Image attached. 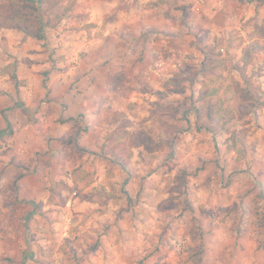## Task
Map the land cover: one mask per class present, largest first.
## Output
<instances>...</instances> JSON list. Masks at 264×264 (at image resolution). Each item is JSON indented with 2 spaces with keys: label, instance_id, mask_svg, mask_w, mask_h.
Wrapping results in <instances>:
<instances>
[{
  "label": "rangeland",
  "instance_id": "obj_1",
  "mask_svg": "<svg viewBox=\"0 0 264 264\" xmlns=\"http://www.w3.org/2000/svg\"><path fill=\"white\" fill-rule=\"evenodd\" d=\"M73 1L105 14H78L85 44L51 48L30 126L0 135V264H37L40 248L50 264H264V0ZM64 6H44L48 27ZM55 70L66 93L89 91L86 110L63 118ZM222 103L239 115L219 128Z\"/></svg>",
  "mask_w": 264,
  "mask_h": 264
},
{
  "label": "crops",
  "instance_id": "obj_2",
  "mask_svg": "<svg viewBox=\"0 0 264 264\" xmlns=\"http://www.w3.org/2000/svg\"><path fill=\"white\" fill-rule=\"evenodd\" d=\"M104 2L109 4L107 0H104ZM78 8V6H75L74 13L69 11L70 15L64 19L67 24L59 25L53 29L47 27L45 30L46 40L34 39L15 28H0V102L8 106V110L5 112L6 122L3 123L0 120V135H4L5 132L9 131L7 123H9L11 130L19 125H22L21 128L18 127L20 130L30 126L28 109L31 110L37 106L36 103L31 102L32 98L41 99L45 96L46 88L50 89V83L47 85L48 79L45 81L46 87L43 86V79L46 78L43 74L50 69L52 64L50 58L51 48L58 54H69L75 45L81 46L85 44L84 31L81 28L80 20H77L78 14H81L80 12H90L87 13V22L94 23L99 22L105 14L94 13L90 8ZM53 58L56 59L54 55ZM11 65L15 69L14 73L17 79L23 81L17 87L15 86V79L11 77L8 70ZM50 75L53 76L52 79L62 77V81H64L63 91L57 93L52 88L50 92V96L55 99L63 97L62 101L67 103L63 118H69L87 109L84 97L89 91H83L75 95L74 93H66V86L68 87L70 84V78H67V73L55 70ZM18 97L21 100L20 102H17ZM39 112H45L44 104L39 108ZM57 112L52 113L48 119H57L58 114H61L63 110H58ZM16 125L18 126L16 127ZM56 126L57 124L54 125L52 121V129L49 131L51 134L56 135Z\"/></svg>",
  "mask_w": 264,
  "mask_h": 264
},
{
  "label": "trees",
  "instance_id": "obj_3",
  "mask_svg": "<svg viewBox=\"0 0 264 264\" xmlns=\"http://www.w3.org/2000/svg\"><path fill=\"white\" fill-rule=\"evenodd\" d=\"M61 2L65 3L63 14L72 10L74 6L73 0H0V28L8 27L15 28L22 31L25 35H28L37 40H46L45 30L49 26L48 19L45 12L43 11L44 6L46 8L55 6ZM45 10V9H44ZM13 65L8 67L10 75L15 79V86L22 84L23 81L17 79L14 73ZM46 78L43 79V86L46 87ZM219 91L218 87H213L209 89L206 93L208 97L210 95H216ZM217 117L214 119V124H219V128H223L224 124L231 118L238 116L239 114L234 110V107L229 104H221L216 109ZM212 113L209 115L210 118ZM7 128L11 131L9 123H7ZM77 135L75 134L73 138H70V142H76ZM115 151V150H114ZM116 154V151H115ZM115 156V155H114ZM119 161L118 157L114 159ZM21 163H18V166ZM26 167L22 165V168L9 179L8 190L13 193L15 198L19 194V188L22 178L25 176ZM108 176L112 175V171H108ZM50 203L54 201V194H49ZM32 205V210L29 212V216L32 215L37 210V205L34 201H29ZM252 229L256 235V242L259 248L264 247V214H257L256 222L252 224ZM45 250L40 248L39 254L37 255L35 262L37 264H50V256L44 254ZM48 251V250H47ZM201 258L197 259V262L192 264H200Z\"/></svg>",
  "mask_w": 264,
  "mask_h": 264
}]
</instances>
